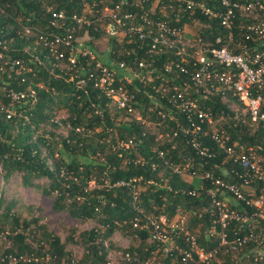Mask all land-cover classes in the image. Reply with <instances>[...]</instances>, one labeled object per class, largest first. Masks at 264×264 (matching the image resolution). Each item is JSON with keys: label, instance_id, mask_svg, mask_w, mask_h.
<instances>
[{"label": "built area", "instance_id": "obj_1", "mask_svg": "<svg viewBox=\"0 0 264 264\" xmlns=\"http://www.w3.org/2000/svg\"><path fill=\"white\" fill-rule=\"evenodd\" d=\"M81 1L80 11L47 6L46 26L24 25L23 34L36 35L34 43L47 52L44 58L52 68L82 74L75 82L80 88L90 82L128 121L154 130L157 147L176 149L181 143L191 147L194 157L170 166L188 183L197 182L182 192L192 197L203 193L209 198L210 215H216L204 237L208 242L214 239L216 246L207 248L186 228L185 215L178 213L169 219L144 214L137 205L135 179L113 184L104 180L105 187L132 188V207L142 217H134L132 227L147 231V242L156 246L155 254H161L159 259L139 262L165 264L160 259H173L175 254L177 260L171 264H225L229 255L234 264H264V154L259 146L229 144L212 111L203 107L205 101L218 99L234 111L235 118L246 116L251 127L264 129V0ZM90 30H100L121 51L112 45L100 50L99 37H91ZM0 48L5 50L7 45L0 42ZM116 52L126 57L134 53L135 59L132 63L117 61ZM31 57L42 64L37 54ZM4 65L17 67L16 74L32 70L19 59ZM74 77L71 74L70 80ZM0 92L10 99L1 108L7 119L16 114L15 105L23 99L36 101L30 87L27 92L0 87ZM145 98L150 100L148 107ZM150 113L161 119L149 120ZM137 143L141 139L117 138L111 147L121 157ZM211 143L224 154L223 161L240 165L242 171L223 167L217 174L206 169L204 165L217 155ZM157 154L168 165L166 153L159 150ZM94 184L91 181L89 187ZM232 223L235 227L229 234ZM110 239L103 241L105 248ZM120 256L124 261L132 258L129 253ZM38 260L34 255H20L8 264ZM106 260L105 264H112Z\"/></svg>", "mask_w": 264, "mask_h": 264}, {"label": "trees", "instance_id": "obj_2", "mask_svg": "<svg viewBox=\"0 0 264 264\" xmlns=\"http://www.w3.org/2000/svg\"><path fill=\"white\" fill-rule=\"evenodd\" d=\"M47 6L73 12L80 11L82 1L0 0V42L7 45L5 50L0 48V54L4 56L0 59V87L24 92L30 87L36 92V101L23 99L21 104L15 105L16 114L10 119L1 109L10 103V99L0 92V176L8 181L14 174L20 175L23 186L53 197L51 209L54 212L66 213L80 221H94L97 227L81 232L77 240L68 237L62 241L49 232L39 217L22 218L12 210L14 205L11 202H5L0 197V235L5 239L0 248V264H8L12 257L20 255H34L39 260L18 264H105L111 245L109 243L105 248L103 241L117 230L138 240L136 245L122 250L123 255L129 253L132 258L130 261L123 260L121 264H142L139 260L150 259L156 246L147 242V231L132 227L134 217L142 219L138 210L132 207V188L105 187L102 186L104 180L113 184L135 179L134 184L139 191L137 205L144 214L171 219L181 213L186 216V228L197 235L200 244L207 248L216 246L214 239L209 242L204 240L212 220L216 219V215H210L209 198L203 193L199 197L183 193V190L196 187L197 182L188 183L170 166L183 163L185 157H194L192 148L183 143L176 149L157 147L154 130L145 127L144 123L128 121L126 114L111 106L90 82L80 88L75 82L82 74L52 68L50 61L44 58L47 52L34 43L36 35H24L22 31L24 25L46 26ZM202 21L206 22V19ZM89 33L95 39L103 34L100 30H90ZM108 42L115 50L121 51L114 41ZM31 54H37L42 64L34 61ZM14 59L31 68V72L16 74L17 67L10 69L4 65L5 61ZM114 59L132 63L135 55L131 53L126 57L116 52ZM71 74L75 76L73 80H70ZM23 77L25 81L21 82ZM144 101L148 107L150 100L145 98ZM203 107L212 111L223 134L228 136L229 144L236 142L244 146H259L264 154V129L251 127L246 116L235 118L234 111L218 99L205 101ZM61 108L65 109L66 117L57 119L55 112ZM111 109L116 113L114 116L123 118L111 117ZM95 111H100L101 115ZM20 112L21 117L18 116ZM148 119L157 121L161 118L150 113ZM60 129H65L66 133L62 134ZM93 136H96L95 140H91ZM131 137L141 139V143L119 157L120 152L113 150L111 144L117 138ZM211 147L217 155L204 165L206 169L217 174H221L223 167L242 171L240 165L230 160L223 161L224 154L218 153L216 145L211 143ZM159 150L166 153L168 165L158 157ZM216 165L220 168L217 169ZM39 179H45L46 183L40 185L34 182ZM91 181L95 184L89 187ZM234 207L241 209V204ZM261 223L264 225V220ZM233 227L235 223L229 226V234ZM217 230L215 228V232ZM67 243L85 245L80 260L74 262L71 253L66 250ZM157 255L161 256L160 252ZM230 256L224 258L225 264H234ZM176 257L173 254V259L160 260L171 264L177 260Z\"/></svg>", "mask_w": 264, "mask_h": 264}, {"label": "rangeland", "instance_id": "obj_3", "mask_svg": "<svg viewBox=\"0 0 264 264\" xmlns=\"http://www.w3.org/2000/svg\"><path fill=\"white\" fill-rule=\"evenodd\" d=\"M190 29V28H189ZM109 42L104 37H99L96 41V45L99 46L100 50H103L105 45ZM100 58L102 59V55ZM103 60V59H102ZM115 111L110 110V116H114ZM57 119H63L66 117V111L64 108L58 109L55 112ZM113 118L122 119L123 117L114 116ZM62 134L66 133L65 129H60ZM96 136L92 137L91 140H95ZM64 156V155H63ZM66 157V156H65ZM35 183L43 185L46 183L45 179L34 180ZM0 197L5 202H11L13 211L19 213L22 218L30 219L31 217H39L41 223L45 224L49 232L60 237L62 241H65L68 237L74 240L78 239L81 232L89 231L93 227H97L94 221H80L70 218L66 213H56L51 207L53 203V197L44 195L40 190L35 188H28L21 184V176L14 174L8 181H5L0 176ZM230 200V199H229ZM232 201V200H231ZM189 215H187L188 217ZM187 227L190 229V225ZM110 249L108 252V260L112 264H121L123 262L122 250L127 249L130 245H136L138 240L130 234H124L121 231H115L110 236ZM31 238L29 237V240ZM5 239L0 235V248L3 247ZM84 244L80 243H67L66 250L71 253L74 262L80 260L84 254ZM159 259V256L153 251L151 253L150 260ZM45 264V263H42Z\"/></svg>", "mask_w": 264, "mask_h": 264}]
</instances>
